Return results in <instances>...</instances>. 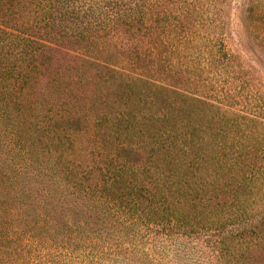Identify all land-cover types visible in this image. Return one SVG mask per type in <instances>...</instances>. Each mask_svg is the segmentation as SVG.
Here are the masks:
<instances>
[{
	"label": "trees",
	"instance_id": "1",
	"mask_svg": "<svg viewBox=\"0 0 264 264\" xmlns=\"http://www.w3.org/2000/svg\"><path fill=\"white\" fill-rule=\"evenodd\" d=\"M113 1L0 0V264H264L239 208L263 141L218 106L203 128L214 106L164 76L154 10Z\"/></svg>",
	"mask_w": 264,
	"mask_h": 264
},
{
	"label": "rangeland",
	"instance_id": "2",
	"mask_svg": "<svg viewBox=\"0 0 264 264\" xmlns=\"http://www.w3.org/2000/svg\"><path fill=\"white\" fill-rule=\"evenodd\" d=\"M129 2L135 3L113 1L119 6ZM139 2L154 10L153 24L158 27L154 46L163 56L166 79L188 96L214 106H206L202 127L208 128L221 117L216 106L225 108L232 113L229 117L241 121L235 125L238 130L246 124L244 134L233 131L228 136L243 138L247 145L262 140L264 145V0ZM236 114L247 119L239 120ZM209 132L203 135L206 144L212 143ZM2 187L5 195L0 193V213L10 204L9 191L0 184ZM245 200L239 208L256 226L263 220L264 229V173L250 184ZM205 253L209 264H218L207 248ZM260 257L253 261L260 262Z\"/></svg>",
	"mask_w": 264,
	"mask_h": 264
}]
</instances>
